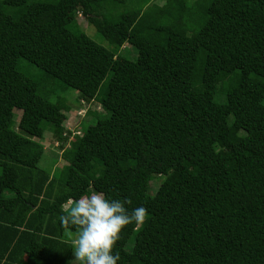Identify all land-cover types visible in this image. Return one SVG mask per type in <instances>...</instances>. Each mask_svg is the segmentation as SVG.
<instances>
[{
	"label": "trees",
	"instance_id": "obj_1",
	"mask_svg": "<svg viewBox=\"0 0 264 264\" xmlns=\"http://www.w3.org/2000/svg\"><path fill=\"white\" fill-rule=\"evenodd\" d=\"M133 2L0 0V264H70L78 229L60 216L90 190L147 210L117 264H264V0ZM50 78L104 109L70 140ZM14 109L64 165H39Z\"/></svg>",
	"mask_w": 264,
	"mask_h": 264
},
{
	"label": "clouds",
	"instance_id": "obj_2",
	"mask_svg": "<svg viewBox=\"0 0 264 264\" xmlns=\"http://www.w3.org/2000/svg\"><path fill=\"white\" fill-rule=\"evenodd\" d=\"M131 201L109 200L104 192H93L79 200L69 199L63 205L66 215L60 216L63 227L75 226L78 234L73 239L74 261L72 264H117L119 252L113 249L121 239L124 228L135 224L138 228L148 215L144 207L129 212L126 205Z\"/></svg>",
	"mask_w": 264,
	"mask_h": 264
},
{
	"label": "rangeland",
	"instance_id": "obj_3",
	"mask_svg": "<svg viewBox=\"0 0 264 264\" xmlns=\"http://www.w3.org/2000/svg\"><path fill=\"white\" fill-rule=\"evenodd\" d=\"M157 3H163L164 0H152ZM192 1V0H191ZM134 7L144 8L146 3L143 0H134ZM77 20L80 24L82 30L95 42L105 46L106 48H111L110 44L98 33L97 31V22L88 20L83 16H78ZM126 49V50H125ZM122 55H125L127 58L134 60L138 53L137 50L130 47L129 44H125L119 51ZM19 64L29 73L38 74V69L34 65L28 64L24 60H20ZM108 74L105 77V81L108 79ZM104 82V81H103ZM45 89H51L53 91V95L50 97L51 100H56L57 98L63 99L64 103L69 106V109L64 111L65 119L63 121L64 130L70 131L71 134L69 136V140L72 138L74 134H81V132L85 129L88 123L93 122L94 120L88 122L90 119V115L87 114V111L93 109L94 111H98L101 116L102 112H104L103 107L96 101H86L80 96V93L77 90L68 88L63 82L57 80L55 78H50V81L45 82ZM263 111V109L261 110ZM21 111L19 109H14V129L21 133V135L27 136L30 140L38 143L42 147V154L40 157L39 165L49 170L51 168V164H56L57 166H61L65 164L66 160H63V151L64 148H61L56 140L53 138L51 132L48 130L42 131L41 136H37V133H40V129L30 126L28 124H24L20 118ZM68 142L65 143V147H68ZM31 158V157H30ZM157 176L152 180L151 188L152 192H154L157 188L158 181ZM154 187H156L154 189ZM151 192V193H152ZM93 192L90 190L89 193L85 196H90ZM74 237V236H71ZM75 238V237H74ZM74 252L72 256V261H74Z\"/></svg>",
	"mask_w": 264,
	"mask_h": 264
}]
</instances>
